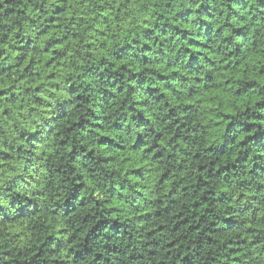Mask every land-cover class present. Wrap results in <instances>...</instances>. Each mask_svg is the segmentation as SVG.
<instances>
[{"label": "clouds", "instance_id": "1", "mask_svg": "<svg viewBox=\"0 0 264 264\" xmlns=\"http://www.w3.org/2000/svg\"><path fill=\"white\" fill-rule=\"evenodd\" d=\"M0 264H264V0H0Z\"/></svg>", "mask_w": 264, "mask_h": 264}]
</instances>
